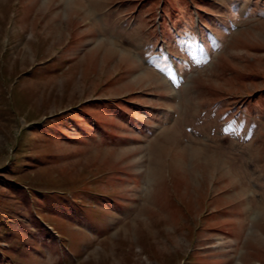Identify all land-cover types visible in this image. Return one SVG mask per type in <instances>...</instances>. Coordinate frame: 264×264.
Listing matches in <instances>:
<instances>
[{
	"label": "rangeland",
	"instance_id": "1",
	"mask_svg": "<svg viewBox=\"0 0 264 264\" xmlns=\"http://www.w3.org/2000/svg\"><path fill=\"white\" fill-rule=\"evenodd\" d=\"M0 264H264V0H0Z\"/></svg>",
	"mask_w": 264,
	"mask_h": 264
}]
</instances>
